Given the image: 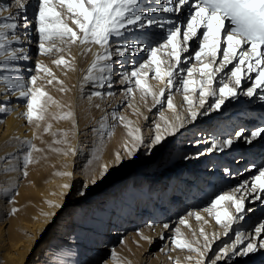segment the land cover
<instances>
[{"label":"bare ground","instance_id":"6f19581e","mask_svg":"<svg viewBox=\"0 0 264 264\" xmlns=\"http://www.w3.org/2000/svg\"><path fill=\"white\" fill-rule=\"evenodd\" d=\"M191 1L192 4L195 3V0ZM169 6L171 5H168L165 0H141L137 7L144 11L145 17L141 22H137L136 25H128L125 29H121L124 33L122 37L128 36L131 46L127 44L128 42L116 45L122 47L121 50L125 47L128 49L124 56H117V64H114L112 59L109 61H99L98 67L92 71L93 78L85 80V76L88 75V69L93 61L96 60L98 54H104V49L97 45H92L88 49L87 55H85L83 49L79 48V46L78 56L75 57L76 59L73 62L75 66L68 76L63 79L54 73L55 79H53V76L48 75L46 77L45 74L35 73L38 61L45 67L47 65L39 53L38 44L36 43L38 36L33 30L35 13L38 11L37 0H27V5L20 16V20L22 21L26 16L30 22L27 29L28 38L24 39L26 30L22 26L18 27L17 34L21 35L23 43L13 42L8 47L9 49H26L28 59L7 61L8 69H5V61L0 60V78L5 75L13 78L20 77L25 80L26 87L40 88L48 96L52 97V100L56 103L48 101L47 97L42 98L41 103L46 109L43 113L44 119L37 120L34 118L32 122H29L23 115L27 110L26 100L8 94L9 90L7 86L0 83V107L10 109L7 112L0 111V216L15 213V216L19 218L17 224L19 225L20 232H23L15 245H9L11 253L5 252L1 255V257L8 258L9 264H76L79 259L77 251L82 248V245H85L88 236L92 235V238H96L95 246L100 245L101 242L104 244L108 242L114 244L125 238L118 237V235H125L127 229L141 228L146 222H148L146 227H152L146 236L148 241L145 243L144 248L159 238V241L162 242L161 250L168 253L165 257H161L159 263L156 264H177V262L178 264H191V262L184 261L177 256L175 245L173 244L174 238H184L185 230L183 227L200 235L199 241H205L201 235V229H203L209 238L211 248L214 242L219 243V246L223 245L222 247L228 245V240L231 238V233L233 232L235 234L237 232L243 234V242L237 244L238 251L246 247L249 241L258 245L261 240H264V230L259 235L255 232L256 227L264 224V221H262L258 225H255L259 218L264 216V204L257 208V210L253 211L251 209L247 211V214H245V210L243 213L244 219L235 220L228 228L217 225L215 216L209 215L205 211L206 208H211V201L217 196L224 194L234 195L237 198L245 197V206L248 204L254 206L258 203L255 200L256 193L250 194L244 189L236 192L235 189L239 188L245 181L249 182L250 188L253 176L258 174L253 166L246 167L247 169H251V171H246L243 169V166L245 163H249L258 168L264 163L263 160L260 161L264 157V138H257L251 144H248L243 138H237L236 134L232 138L228 137L235 129H238L237 132L243 130V135L247 136L250 129L264 127V99H261V97H264V86L257 87L255 94L251 97L243 94L249 87L253 86L255 81L253 79L256 73H245L241 85L237 88V95L234 98L228 97L225 99L218 110H212L210 107L216 100V97L212 96L205 97L204 106H200V98L196 94L198 87L197 91L187 94L193 100V109L198 113L195 120L191 119L189 107L184 106L185 94L178 93V89L182 86L180 77L187 78L186 72L181 73L177 71V78L173 81V86L170 89H165V96L161 98L162 103L167 101L166 97L168 95H171L172 104L175 107L174 109L169 108L167 104L165 109H161L160 106L159 108L163 116L159 122L149 121L154 117L147 112V108L144 110L139 109L142 111L144 119H147L144 125H147L148 129L152 127L150 129L152 135L150 134V138L146 136L144 138L143 133L140 131L141 129L139 130L138 134L143 137L144 144L138 145L137 150L134 151V160L146 158L144 152L147 141H152L157 134H160L163 136V139L159 144H162V142L164 144L159 154L165 159L170 152L171 157H167V160L169 159L170 167L173 171L176 170L175 175L182 173V168H185V170L178 180L173 176L171 180L164 183L165 178H163L159 184L160 188H157L156 192H151L150 184L147 185V189L141 191L143 192L142 201L134 206L132 205L133 207H129V211L126 210L125 205L128 199L131 198V194L135 191L133 189V182L137 180V182L143 183L148 179L147 174L143 172L148 163L139 164L135 167L132 172L134 180L131 183V188H128V186L123 188L124 184H122V181H114L113 176L117 173H114L115 171L113 172L112 168H108V172H112V176L105 177L103 175L101 177V175L94 174L93 179L96 180V183H94L96 184L95 188L92 187L93 183L90 182L93 179L90 180L84 174L77 177L79 172L74 173L75 175L72 174L70 177L65 176L62 179H52L44 189L34 187L42 179L43 171H51L55 167L57 160L62 163V160L59 159L62 149L56 143L57 131L54 130V127L56 126L57 119L65 111L57 103L61 101L62 105L65 102L68 104L74 98L72 95L74 90H78L82 86L93 89L94 93L100 92L101 96H96L98 99L96 100L100 105L105 104V106H101V110H105L104 114L99 115L100 111L96 109L90 115L77 118L74 127L77 134L73 138L75 143L72 142L71 144L75 145L73 150L75 155H77V160L73 162V168L76 170L82 167L92 169L90 167L92 164L90 163L92 159L95 160L98 154L100 140L102 138H112L116 136L118 131L116 125L112 129L110 127L113 125V113L117 114L120 109V106H115L117 97L112 87L117 86V84L113 83L114 76H120L125 72L131 74L137 70L140 64L144 63L142 62L143 58L148 55V51L143 49L146 47H158L165 40L168 28L172 27V25L165 23L163 27L152 25L141 28L139 26L140 23L146 24L148 19L156 21L172 20L176 23V26L181 28L185 26L184 21L188 18L189 11L191 10L188 6H182L181 11L176 13H166L163 11L150 12L149 10L151 7L163 8ZM9 12L12 14L17 13L15 0H0V23L11 22L5 19L9 15ZM203 30L201 28L202 32ZM199 31L200 29L198 30L197 37L192 39L194 46L198 47L200 40H202ZM9 38H11L10 34ZM178 40H180L179 37ZM191 43L190 40L188 47H190ZM110 46L107 45L106 47L110 50L113 47ZM223 46L222 44L221 47L223 48ZM191 50L192 48H190L189 52L181 53L182 61H187L186 64H182L181 66L198 68L199 61L195 59V53L191 52ZM157 54H159V51ZM221 54L220 57H222ZM202 59L205 63H208L211 58L202 57ZM107 63L112 64L111 86H109L107 80L101 86L98 78L102 75L107 76L108 73L100 72L99 69ZM234 63L235 61L233 64L228 65V68L224 72L216 74L213 86L217 90L220 87L221 80L228 83L229 86H233V82L228 79V75ZM152 67L153 71L149 72L146 83L151 85L152 90L159 94L160 89L165 88V83L152 79V76L155 74V66L153 65ZM165 67L164 65L161 66L162 71ZM47 68L49 69V66ZM113 69H117L115 74H113ZM247 75H251L252 79H248ZM31 76L37 77L35 86L29 83ZM120 79H122V76ZM192 79L199 80V73L193 72ZM49 80H52V83H48ZM250 83L252 85L248 87ZM64 88H67L68 91L63 92L62 89ZM12 91H15V89H12ZM109 92L113 93V95H108ZM149 97L151 98V102H154L151 109H155L158 104L155 103L151 95ZM106 103L110 104L108 108L106 107ZM131 103L133 104L132 101ZM205 111L208 112L207 115L202 114ZM110 121L112 122L110 123ZM90 122L96 124L93 126ZM102 123L105 126L103 129H101ZM48 125H51V128L45 131ZM87 125L92 129L90 134H87L89 130L83 129ZM157 125H159V128H157ZM115 127L117 129L113 132ZM131 130L133 129L131 128ZM80 132H82V149L78 148L77 143ZM109 132H113V136L111 134L110 137L108 135ZM117 139L123 145L131 147L134 143V141L122 142L123 138L120 137V131H118ZM214 139L221 141L233 139L234 143L231 148H225L222 152L216 150L208 152L207 149ZM237 139L238 141L236 142ZM25 141L30 143H25ZM29 152L31 153V162L25 167L24 156ZM249 158L253 161L247 162ZM154 160H156L154 163L156 164L159 159L155 158ZM25 172H27V175L24 174ZM129 175V169H122L116 177L119 176L127 179ZM72 183H75V189H72V191L76 190V188H80L81 191L87 193L93 191L92 195L94 197L92 198L91 195L88 200L92 199L91 201L97 202L100 200L102 194L106 195L105 197L103 196L106 200L101 205L102 207L97 208L95 203L86 210L83 216L77 212L70 213L71 207L69 206L68 208L66 206L71 202L69 199H66L69 189L63 188L62 185H70ZM81 184H87L88 187H81ZM108 186L113 187H111V191L107 190ZM231 186L234 187L231 189L229 188ZM227 188L228 190L226 191ZM137 189L139 190V188ZM157 192L160 193L159 200L156 199ZM260 195L262 196V193ZM155 199L156 202H153ZM143 201H145V207L143 206ZM49 202L53 206H50ZM185 207H188L189 213L193 215H189V213L185 215ZM13 209H16V211L13 212ZM215 210H220L221 214L227 210L233 216L239 215L236 213L232 203L227 200L221 201ZM195 214H199L203 219L197 220ZM223 218L225 217L223 216ZM223 218H221V222L224 224ZM181 219L186 220L187 225L181 224ZM160 220L164 222L159 224ZM165 224L169 225V227L165 228ZM175 224H177V227L180 225L178 227L180 232L179 237L175 231L177 228ZM112 232L113 235L111 234ZM106 233L108 234L106 235ZM250 234L252 235L251 238H249ZM161 237L165 238V242H163V238ZM46 240L48 241L46 242ZM236 240L237 236L235 241L231 242L228 246L231 247ZM38 243L41 244V247L36 250L33 249ZM181 249L190 251L187 248ZM31 253H35V256H30ZM193 254H196L197 258L198 254L196 252ZM205 257L206 259L208 257L206 253ZM206 259L205 263H207ZM217 264H264V248H258L256 252L249 253L248 255L230 256L221 259L217 261Z\"/></svg>","mask_w":264,"mask_h":264},{"label":"snow or ice","instance_id":"6c2138e0","mask_svg":"<svg viewBox=\"0 0 264 264\" xmlns=\"http://www.w3.org/2000/svg\"><path fill=\"white\" fill-rule=\"evenodd\" d=\"M17 6V13L9 15L5 18L11 22L0 23V60L5 61V69H8L7 61L15 60H26V49H9L8 45L13 42L23 43L21 35L17 34L18 27H23L26 31L24 39L28 38L27 29L29 28V20L25 16L23 20H20V16L27 5V0H15ZM141 0H37L38 11L35 13V32L38 34L39 44L38 50L41 55L49 54L55 49L56 51H62L55 45V39L58 38L61 42L65 39L71 43L79 41L80 44H98L104 49V54H98L96 60L93 61L92 65L88 69V75L85 76V80L92 79V71L98 67L99 61H109L113 55L124 56L128 49L125 47L121 50L117 47L115 52L110 51L108 47L109 40L111 37H122L124 33L121 29H125L128 25H136L137 22H141L145 13L143 10L138 9V4ZM169 7L156 8L151 7L150 12L163 11L166 13L180 12L182 6H188L191 10L189 11L188 18L186 20V30L182 33V40H178L181 36V27L176 26V23L172 20L168 21H156L148 19L146 24L140 23L141 28L150 27L157 25L163 27L165 23L172 25L167 30V36L163 43L159 44L158 47H146L143 50L148 51V61L140 64L139 68L131 73V77H135V85L138 89L142 90L143 95H151L157 104L162 103V99L165 96V89H170L173 86V81L177 78V71L187 73V78L180 77V82L185 93L184 100L189 105V112L191 119L197 118V111L193 109V100L187 93L197 91L199 95V104L201 107L204 106L205 97L212 96L216 97L215 103L211 104L212 110H218L228 97H235L237 95V88L242 83V78L245 73H256L255 81L252 87H249L244 95L249 97L255 94L257 87L264 86V0H195V3L190 4V0H165ZM58 9L64 10L59 11ZM7 10V9H6ZM135 10V11H134ZM66 12L67 18L71 20L72 24L79 30L77 31L72 27H69L68 23L64 18ZM131 14V15H129ZM204 29L202 33V40L199 43V50L195 52V59L199 61V67H182V64H186L187 61H182L181 53L188 51V42L194 37H197L198 30ZM9 34L10 37L9 38ZM52 42L49 44L48 42ZM174 41H176L174 43ZM224 45L223 48L221 47ZM171 46V48H169ZM163 50L164 56L167 59H161L157 56L158 51ZM222 52V57L220 54ZM202 57H210V61L205 63ZM234 66L229 70L228 79L233 82V86H229L223 80L220 82L218 90L213 86L216 80V74L224 72L228 65L233 64ZM58 66L66 64L67 62L63 57L53 61ZM154 76L152 79L159 80L165 83V88H161L159 94L152 90L151 85L146 83V78L149 72L153 71ZM166 66L162 71L161 66ZM215 65V66H214ZM100 72H107V76H100L98 79L103 86V82L107 80L109 86H111L112 80V64L107 63L104 67L99 69ZM36 71H42L49 76H53L50 69L45 67L41 62L36 63ZM193 72H198L200 75L199 80L192 79ZM124 81H130L131 77L128 73L121 74ZM167 79L165 80V78ZM248 79H252L251 75H247ZM53 79L55 77L53 76ZM37 77L31 76L29 83L33 86L36 84ZM0 83L7 86L9 90L8 94L17 96L26 100V111L23 115L29 122L35 118L37 120L44 119V108L41 103L42 98L47 97V100L56 103L52 100V97L48 96L46 92L42 91L38 87H26L25 80L20 77L3 76L0 78ZM48 83H52L49 80ZM62 83V82H61ZM195 86V87H194ZM15 89V91H12ZM63 90V89H62ZM133 89L127 88V93L131 94ZM96 96H101L100 92L94 93ZM108 95H113L109 92ZM168 107L174 109L172 104V96L166 97ZM264 99V97H261ZM0 111H10L7 107H0ZM207 115L208 112L202 113ZM72 116L71 112L65 113L60 118L67 119ZM113 118H116L113 113ZM123 121L124 117H119ZM179 119V117H177ZM130 121L125 124L126 127L130 125ZM182 126V125H181ZM105 126L102 123L101 129ZM51 125L45 128L48 131ZM159 128V125H157ZM139 129L129 130L128 135L132 138L134 143L131 148L125 145V151L129 156H132L133 152L137 150L138 145H143L144 140L141 135L138 134ZM112 133L109 132L110 136ZM264 127L257 128L252 131L249 136L243 135V130L236 133L237 138H243L246 143L251 144L253 140L257 138H264ZM163 139V136L157 134L151 141L152 145L159 144ZM25 143H30L25 141ZM59 143V141H56ZM234 141L233 139L225 140H213L210 147L207 149L208 152L224 151L225 148H231ZM34 148V146H32ZM38 150V149H37ZM67 154V153H65ZM74 154V150H73ZM116 161L121 160L119 153L116 154ZM31 162V153L29 152L24 156V166ZM258 174L253 176L251 186L249 188V182L245 181L239 188L235 189L236 192L242 189L247 190L250 194L256 193L255 200L264 203V197L260 193H264V163L258 168L253 165ZM251 171V169H245ZM108 171V166L102 167L101 177ZM227 171V170H226ZM27 175V172L24 173ZM58 175L72 176L71 172L58 173ZM93 184L96 180L91 181ZM63 188L69 189L72 187L69 184H63ZM84 188L88 185L84 184ZM79 195H84V192L77 190ZM245 197L237 198L234 195L224 194L217 196L211 201V208H206L205 211L209 215H215L217 223H221V212H213V209L217 208V205L227 200L232 203L235 207L238 216H233L227 210L223 212L225 217L224 227L228 228L237 219L243 220V213L245 211ZM50 206L51 205V202ZM13 212L16 209L12 210ZM189 215H193L189 213ZM197 220L203 219L199 214H195ZM181 224L187 225V221L181 219ZM165 228L169 225L165 224ZM264 230V224L255 228V232L259 235ZM177 236L179 237V229L176 230ZM201 235L204 237L205 245L204 249L193 247L191 243H187L182 239L174 238L173 244L179 248H187L192 252H196L199 255V259L196 260L195 264H205V253L211 250V243L208 236L201 229ZM237 240L229 247L225 245L221 247L216 254L215 258L208 257L209 264H217V261L228 257H235L237 255H248L249 253L256 252L258 248H264V240H261L259 244L249 241L242 250H237V244L243 242V234L236 233ZM147 239V237H144ZM163 238V237H161ZM215 238V237H213ZM115 257V252H113ZM191 260L192 257H187ZM178 264V262H177Z\"/></svg>","mask_w":264,"mask_h":264},{"label":"rangeland","instance_id":"374dc122","mask_svg":"<svg viewBox=\"0 0 264 264\" xmlns=\"http://www.w3.org/2000/svg\"><path fill=\"white\" fill-rule=\"evenodd\" d=\"M190 4H192V1L190 2ZM58 10L62 11V12L64 11L61 9H58ZM64 18H65L66 22L68 23L69 27H72L74 30H76L78 35H82L81 33H79V30L76 29V26L74 24H72L71 20L67 18L66 12L64 13ZM186 20L184 21L185 26L181 28V36L179 37L180 40H182V33L186 27ZM33 30L35 31V25L33 26ZM200 33H202L201 29L199 31V34ZM37 36H38V34H37ZM200 37H202L201 34H200ZM54 42H55L56 47L62 49V51H56L55 49H53V51L51 53L46 54V55H42V57L44 58V61L47 65V67L49 66V69L52 70L53 75H54V73H56L63 79L68 76V74L70 73L72 68H74V66H75L73 64V62H74V59H76L75 57L78 56L77 53H78V47L79 46H80L79 48L83 49L85 55H87V52H88V49L90 48V46L97 45L100 47V45H98V44H80L79 41H77L76 43H71V42L67 41V39H65L64 42H61L58 38H56ZM122 42L124 44H126L128 42L127 44H129V42H131V41H130V39H128V36H126V37H114V38L111 37L109 40L108 46L111 45L113 47L110 49V51L115 52L116 48L120 47V46H116V45L117 44L121 45V44H123ZM191 42L192 43H191L190 47H188L187 52H189L190 48H192L191 52L195 53L196 51L199 50V47L194 46L193 40H191ZM36 43L39 44V39H37ZM48 43L51 44L52 42L50 41ZM129 46H131V45L129 44ZM120 48H122V47H120ZM169 48H171V46H169ZM117 56L118 55H113V57H112L114 64L118 63ZM157 56L160 57L161 59H167V57L164 56V54H163V50L159 51V54H157ZM61 57H63L67 63L61 64L58 66L53 61L60 59ZM148 58H149V53H148V55H146V57L143 58L142 62L148 61ZM116 66H118V65H116ZM116 72H117V69H113V74H115ZM35 73L45 74L46 77L48 76L46 73H44L42 71H39V72L35 71ZM121 76L122 75H120V76L115 75L113 78L114 79L113 83L117 84V86L112 87V89H114V94L117 97V101H116L115 106L116 107L120 106V109L117 112V114L115 113L116 118L113 119V125H111L110 127L112 129L114 125L117 126L118 131H120V137L123 138L122 142H124V143L129 142V141L133 142L132 138L128 135V132L131 128L133 130H136V129L140 130L141 129L140 131L143 133V137L145 138V136H146L147 138H150L151 137L150 134L152 133V132H150V129L152 127H150L148 129L147 125H144V123H145V121H147V119L146 118L144 119L141 110H144L145 108H147V112H149L154 117L152 120H149V121L157 123L161 120V118L163 116V113L160 111L159 107L161 106V109H165L167 107L168 102L164 101L161 104H158V105L156 104L157 105L156 108L151 109V107L154 105V102L153 101L151 102V98L149 97V95H143L142 90L138 89L136 87V85H135V79L136 78L131 77V74H129V76L131 77L130 81H124L123 77H122V79H120ZM166 79H167V77H166ZM253 80H255V77ZM251 85H252V83H250V85H248V87ZM129 87H131L133 89V92L131 94L127 93V88H129ZM181 87L178 89V93L185 94L183 92V88H181ZM67 91H68L67 88L63 89V92H67ZM174 92H172V93L174 94ZM168 94H170V93H168ZM187 94H189V93H187ZM196 94H198V92H196ZM72 95L74 98L72 100H70L68 102V104L65 102L62 105L61 101H58V103H57L59 106H62L63 110L66 113H68V112L72 113V116L70 118H67V119L58 118L57 122H56V126L54 127L55 128L54 130L57 131L55 140L59 141V143H57V144H59L61 149H62V151L59 154V159L62 160V163H60V161L57 160L55 167L52 168L51 171H46V170L43 171L42 172L43 177L39 183L35 184V186H34L35 188H37V189L43 188L44 189L45 186L48 185L52 179L64 178L65 176L58 175V173H64V172H71L72 174L79 172L77 174V177H79V175L84 174V176L86 175L85 177L92 180L94 177V174L101 175L102 167L104 165H107L108 168H112L113 172L115 171L114 173H117V174L119 172H121L122 169H124V170L129 169L130 175L128 176L127 179L119 177V176L116 177L117 174H115V176H113V178H114V181L115 180L116 181H122V184H124L123 188H126L127 186H128V188H131V183L134 180V174L132 172L135 169V167H137L139 164L148 163L146 168L143 170V172L145 174H147L148 179H146V181H144L143 183L137 182V180L133 182L134 183L133 189L135 191H134V193L131 194V198L128 199V202L125 205L126 210L129 211V209H130L129 207H131L132 205L134 206L135 204H138L142 201L143 192H141V191H145L147 189V185L150 184L151 192H156L158 190L157 188H160L159 184L163 178H165V181H164V183H165V182H168L169 180H171L173 178V176H175L176 179L178 180L179 177L184 174L185 168H182V171H181L182 173H178L177 175H175L176 170L173 171V169L170 167L171 164L169 163V159L167 160V157H169V158L171 157L170 152L165 159L163 156H161V154H159V151L161 150V147L163 146L164 142H162V144H159V145H152L151 140L147 141V143L145 145L146 150L144 152V154L146 155V158H138V159L134 160V158H133L134 152H133L132 156H129L128 153L125 151V145H123L121 142L118 141V139H117L118 131L116 133V136H113V132H115L117 129L116 127L114 128V130L112 132V136H113L112 138H108V139L102 138L100 140V142H99L100 144L98 145L99 146L98 154H97L95 160L92 159V161L90 163V164H92L90 166L92 169H88V167L87 168L82 167L79 170L74 169L73 168V162L75 160H77L76 159L77 155H75V153L74 154L72 153L73 147H75V145H72L71 143L72 142L75 143V141H73V138L77 134V131L75 132V128H74L76 120H77V118H80L81 116L90 115V113L96 111V109L98 111H100L98 113L99 115L104 114L105 110H101V106H105V104L100 105V103L97 102L98 99H97L96 95H94L93 89H90L87 87L85 88L84 86H82V88L80 87L78 90H74ZM131 101L133 102V104L131 103ZM108 106H110V104L109 105L107 104L106 107L108 108ZM184 106L187 108L189 107L188 103H186V102H184ZM89 108H90V110H89ZM139 109H141V110H139ZM65 112H64V114H65ZM119 117H124L125 119L123 121H121L119 119ZM129 121L131 123L128 127H126L125 124ZM92 122H90V123L92 124ZM111 122L112 121H110V123ZM141 122H143V123H141ZM95 124L96 123H94L92 125L94 126ZM88 125L90 126V124H88ZM88 125L84 126L83 129L89 130V133H87V134H90L92 129ZM256 129H257V127L250 129L248 131L249 133L247 136L250 137L251 132L256 130ZM146 130H149V131H146ZM237 130L238 129L233 130L228 135V137H231V138L234 137ZM81 134H82V132L79 133V138L77 140V143H78V148L80 147L82 149L83 145H82V135ZM237 141H238V139L236 140V142ZM127 146H128V148H131V146H129V145H127ZM146 146H148V147H146ZM65 153H67V154H65ZM117 153H119L121 156V160L119 162H117L115 159ZM155 158L159 159L156 162V164H154L156 161V160H154ZM261 160L264 161V157L261 158L260 161ZM252 161L253 160L251 158H249V160L247 162H252ZM251 166H253V165L252 164L250 165L249 163L248 164L245 163L243 166V169H246V167L248 168ZM178 168H180V167H178ZM177 171H178V169H177ZM111 173L112 172L107 171L104 174V176L105 177L112 176ZM70 185L72 187L69 188V194L66 198L67 200L69 199V201H71L69 204L66 205V206H68V208H69V206L71 207L69 210L70 213L71 212H73V213L77 212L79 215L83 216L84 213L86 212V210L88 208L92 207L95 203H96L97 208H101L102 207L101 205L106 200V198H103V196L105 197L106 195H103V194L100 196V200L97 202H95L94 200L91 201L92 199L88 200V198L92 195L93 191H91V193H87V192L83 191L84 195H79L77 190L78 189L80 190V188H76V190L72 191V189H75L74 188L75 183H72ZM89 185H91V184H89ZM95 185L96 184H92V187L95 188ZM82 186H83V184H81V187ZM111 187L112 186H108L107 190L111 191V189L113 188V187L112 188ZM233 187L234 186H231L229 188L232 189ZM137 188H139V190ZM227 190H228V188L226 189V191ZM263 194L264 193H262V197H264ZM93 197H94V195H92V198ZM156 199L157 200L160 199V193L157 194ZM156 199L153 202H156ZM247 201H249V200H247ZM144 202L145 201H143L142 203H144ZM263 204L264 203H262L261 201H258V203L254 206L249 205V204L246 205L245 206V210H246L245 214H247L248 213L247 211H249L251 209L253 211L257 210V208L261 207ZM143 206L144 207L146 206L145 203L143 204ZM185 208H186L185 209V215L186 214L188 215L189 208L188 207H185ZM216 211L220 212V210H215V209L213 212H216ZM221 218H223V214L221 215ZM18 219L19 218L15 216V213L14 214L13 213L7 214V215L4 214V215L0 216V264H9L8 258L7 257H1V255L5 252L11 253V251L9 249V247H10L9 245H13V244L15 245L16 241L20 238L21 234H23V232H20L19 225L17 224ZM223 219L225 222V218H223ZM127 221H130V220H127ZM262 221H264V216L263 217L261 216L259 218V220L255 223V225H258ZM163 222H164L163 220H160L159 224H162ZM147 224H148V222H146L143 226H141V228H133L131 230L127 229L125 235H123V236L118 235V237H125L124 240L119 241V242L114 243V244L109 243V242L104 244L103 242H101L100 245L95 246L94 244H95L96 238L95 237L92 238V235L88 236L87 242L85 243V245H82V248H80V250L77 251V255H79V259L77 260L78 262L76 264H118V263H124V264H156V263H159L161 257H165V255H167L168 253L161 250L162 249V246H161L162 242L159 241V238H157L154 243H150L146 246V248H144L145 243L148 241V238L145 239L144 237H146L149 234L148 231H150V229L152 227V226L146 227ZM216 224L220 225L221 227L224 225L223 222H221V223L216 222ZM175 226L177 227V224H175ZM178 227L175 229V231L178 229ZM183 228L185 230V235H183L184 238L182 240H184L188 243H191L193 245V247H197V248H200L201 250H203L204 245H205V241H199L200 235H198L197 233L195 234L193 231L188 230L186 227H183ZM119 229H120V227H119ZM113 232L111 233L112 235H113ZM263 233H264V231H263ZM107 234L108 233H106V235ZM94 235H96V234H94ZM251 236L252 235L250 234L249 238H251ZM263 237H264V234H263ZM235 239H236V234L233 232V233H231V238L228 240L227 244L229 245L231 242L235 241ZM162 240H163V242H165V238H163ZM47 241L48 240H46V242ZM218 244L219 243L214 242V245L212 246L210 252L209 251L206 252V255H208V257H211L213 259L215 258L220 247L223 246V245L219 246ZM39 247H41V244L38 243L37 246L35 245L33 249L36 250ZM113 252H115V257H113ZM120 252H122V253H120ZM175 252L177 253L178 257L182 258L184 261L191 262V264H195L196 260L199 259V255H197V258H196V256H195L196 254H193L194 252H190L188 250L181 249L179 247L177 248L176 246H175ZM30 256H35V253H31ZM187 257H192V259L189 260V259H187ZM247 260H249V259H247ZM206 261H207V263H205V264H209V261L207 259H206Z\"/></svg>","mask_w":264,"mask_h":264}]
</instances>
